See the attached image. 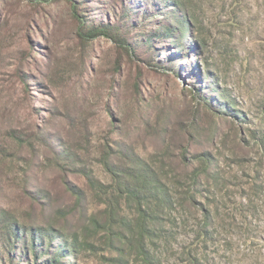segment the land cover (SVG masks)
Returning a JSON list of instances; mask_svg holds the SVG:
<instances>
[{
  "label": "rangeland",
  "instance_id": "374dc122",
  "mask_svg": "<svg viewBox=\"0 0 264 264\" xmlns=\"http://www.w3.org/2000/svg\"><path fill=\"white\" fill-rule=\"evenodd\" d=\"M149 1L80 0L92 25L112 18L121 26L128 49L103 36L82 40L65 0H0V208L25 218L50 213L47 202L66 208L67 218L54 224L79 235L75 264H149L135 248L134 207L120 208L129 238L116 251L106 230L94 225L104 205L86 178L45 148L8 139L9 129L31 135L39 121L75 144L80 165L102 181H110L103 149L126 146L164 171L177 199L196 191L197 207L209 213L206 232L199 209L177 204L161 220L168 238L151 245L154 264H192L190 255L203 264H264V0H188L205 48L179 62L169 38L146 40L157 23H168ZM116 5L115 14L109 8ZM125 5L129 15L121 11ZM206 69L217 88L203 77ZM218 89L234 116L219 112ZM184 146L189 155L210 153L212 172L200 185L181 164ZM177 172L187 180L179 182ZM65 179L86 191L81 200ZM29 185L50 197L32 202Z\"/></svg>",
  "mask_w": 264,
  "mask_h": 264
},
{
  "label": "trees",
  "instance_id": "16d2710c",
  "mask_svg": "<svg viewBox=\"0 0 264 264\" xmlns=\"http://www.w3.org/2000/svg\"><path fill=\"white\" fill-rule=\"evenodd\" d=\"M65 1L70 5L80 30L79 37L82 40L92 42L103 36L112 38L117 44L132 49L118 30L121 26L117 25V22L112 18L104 24L92 25L85 16H82L80 0ZM148 4L151 6L153 14L164 16L168 23H157L156 31L152 32L149 39H146L147 42H152L153 37L169 38L170 44L175 46L174 52L177 53L176 56H173L176 60L174 62L181 61L188 52L192 51L196 56H200L199 54L205 48V43L195 33V21L189 1L157 0L153 2L150 0ZM117 8L119 7L116 5L109 9L116 14L120 10ZM122 10L129 15L131 7L125 5ZM151 14L143 13V17L148 18ZM203 77L212 78L210 84L213 85L212 88H217L208 69L204 70ZM217 96L221 101L219 112L233 115L231 111L233 103L226 99L223 91L218 89ZM36 114L40 116V112ZM79 130L83 134L81 136H86L82 129ZM30 131L31 135L28 134V130L26 132L23 129L12 128L7 131V137L21 146L31 143L34 150L45 148L47 152L57 159L67 162L66 164L86 178L90 190L104 205L103 219L102 221L95 220L94 225L106 230L111 248L116 251H123L122 245L129 238V235L122 229L129 221L120 211V208H124L125 205L134 207L137 211L135 248L137 253L149 264H154L156 258L152 253L151 245L168 238L161 221L164 215L171 214L174 209L178 208L177 204L199 209L197 205L200 203L197 201L196 191H187L177 199L165 181L164 175H167L164 171L157 169L126 146H120L117 151H114L110 146L103 149L100 163L110 177V181L105 182L99 179L93 170L86 167L85 164L80 165L83 162L82 156L75 148L76 145L65 136L47 131L39 121L32 123ZM38 137L42 142L36 145L33 140ZM260 140L264 143V137H260ZM195 161H198V165H194ZM211 161L208 152L189 155L188 147L184 146L181 149V164L186 170L192 169L190 179L195 185H200L202 178L206 180L210 178ZM177 176L179 182L187 180L185 173L177 172ZM64 184L66 190L76 200H81L85 195L86 191L73 181L65 179ZM24 189L32 202H43L50 197L48 190L37 185H29ZM44 206L48 207L50 213L40 218L17 217L12 211L0 208V264H75L73 260L78 258L82 245L79 235L73 231L66 232L54 224L55 220L58 221L59 218L63 220L67 218L68 210L50 202L45 203ZM199 210L202 213L204 224L202 231L206 232L204 227L209 226V213H206L207 210L204 207ZM117 259L121 260V257H117ZM190 261L192 264H203L202 259L197 256L190 255Z\"/></svg>",
  "mask_w": 264,
  "mask_h": 264
}]
</instances>
